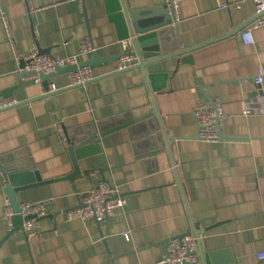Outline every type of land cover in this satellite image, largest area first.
<instances>
[{"label":"crops","instance_id":"crops-1","mask_svg":"<svg viewBox=\"0 0 264 264\" xmlns=\"http://www.w3.org/2000/svg\"><path fill=\"white\" fill-rule=\"evenodd\" d=\"M124 1L130 11L152 20L168 11L166 0ZM230 1H242V8L229 12L220 8L221 0H180V20L174 25L181 47L198 49L184 55H192L191 62L178 58L163 90L153 93L141 70L118 73L116 61L109 60L92 66L96 78L83 86L70 87L67 72L55 74L48 85L58 91L48 95L43 81L22 75L30 54H79L85 62L93 58L92 52L80 53L87 40L101 58L124 54L104 0H0V94L16 86L11 99L17 102L0 110V158L12 171L24 165L21 169L37 170L51 182L18 194V199L44 201L46 216L52 214L27 236L23 231L12 234L0 247V264H156L167 253L166 241L195 231L196 223L210 251H230L232 258L220 259L221 264H261L264 83L256 85L254 78L264 67V26L254 30V43L245 44L244 31L261 15L252 0ZM206 103L221 104L220 129L229 139L199 138L194 110ZM154 107L168 138H174L177 158H160L156 171L145 162L149 155L135 154L125 131L104 137L100 150L80 161L82 168L109 169L106 177L128 205L100 228L95 221H67L65 211L77 206L78 198L70 181L55 180L73 171L69 153L40 162L34 156L64 143L61 129L65 134L104 119L112 128ZM175 128L181 138H175ZM92 175L91 181L76 182L81 196L101 181L97 172ZM4 185L0 171V189ZM7 198L0 193V244L14 228L4 217ZM124 232H130V241L122 239Z\"/></svg>","mask_w":264,"mask_h":264},{"label":"water","instance_id":"water-1","mask_svg":"<svg viewBox=\"0 0 264 264\" xmlns=\"http://www.w3.org/2000/svg\"><path fill=\"white\" fill-rule=\"evenodd\" d=\"M104 2L108 18L110 22L115 25L118 41L122 43L124 41L131 40L132 49L129 53L137 55L139 59V64L136 67H133L130 70L120 72L118 71V73L141 70L146 83L149 85L153 93L159 92L166 88L167 81L170 78V68L176 66L178 58H181L180 61L182 63L191 62L193 56L184 55L197 50L198 47L189 49H183L181 47L177 27L173 24L174 20L167 5L168 11L165 12V17L152 20L140 11H130L127 8L124 0H104ZM244 28L245 26L240 27L233 33L240 32ZM91 47L93 50V58L82 62L83 66L92 67L109 60L117 61L123 56L122 54L111 56L112 58H101L95 51L94 46L91 45ZM48 54V51H43L40 53V55ZM25 66V63L23 62L22 67L24 71L26 68ZM75 69V66H66L64 68H57L55 72L49 75L42 74L41 78L44 86L46 87L47 94H51L49 90L50 85H48V82L52 76L61 72L69 73ZM22 75L26 77L28 76V73L24 72ZM15 89L16 86L9 88L7 91L0 94V97H3L4 100L11 99L12 90ZM219 128H221L220 125ZM120 131L126 132L129 140L131 141L135 154L149 155L148 158L145 159V162L147 165H152V169H155L156 171L160 169V158H162V161L169 160L171 162L174 156L177 158V147L173 143L174 138H168L160 115L155 107L136 118L129 117L124 122H121L112 128H107L104 125L102 126L98 122V125L95 123H90L82 127L75 128L72 131H68L65 133L64 143L62 142L54 148L40 152L34 156L36 162H40L47 158L54 157L55 155L62 154L66 151L69 153L74 169L70 174L55 180V182L70 181L73 185L74 192L77 195L78 205L66 210L65 212L84 206L80 192L76 185L78 180L87 179L91 181L93 177L92 174L96 172L101 177V181L108 180L106 177V172L110 171L109 169L103 167L83 169L80 161L90 158L95 153V150H100V144L104 137ZM219 131L220 140L229 139L224 138L221 129H219ZM23 166L24 165H21L19 167V171H12L11 166L4 165V162L0 158V171L3 174L5 181V185L2 189H0V193L7 195L15 213L12 219L14 228L8 234V236L2 240L0 247L16 231H23L27 236L28 233L24 226L25 221L36 218L35 215L28 217H24L22 215L18 194L32 188L51 183L44 181L39 171L21 169ZM46 217H52V214L39 218V221ZM103 221L104 220L99 221L95 219V222L99 228ZM195 228V231L191 230L176 237L178 239H182L186 235L193 234L197 238L198 253L200 255L202 264H221L219 262L220 259H227L229 257L230 259L232 258L229 250L210 251L207 241L201 240L202 230L200 224L196 223ZM212 228L213 226H210L204 230L210 231ZM99 232L100 237L104 239L101 229ZM169 242L170 240L168 239L166 243L169 244ZM104 243L106 245L107 252L111 254L106 239H104Z\"/></svg>","mask_w":264,"mask_h":264},{"label":"built area","instance_id":"built-area-1","mask_svg":"<svg viewBox=\"0 0 264 264\" xmlns=\"http://www.w3.org/2000/svg\"><path fill=\"white\" fill-rule=\"evenodd\" d=\"M169 7L170 14L173 17V24H176L180 20L179 16V4L180 0H166ZM256 12L261 17L256 20L252 25L246 29L242 35V40L245 44L254 43V30L264 26V0H252ZM242 1H230L221 0L220 8L233 12L242 8ZM2 22L6 30L10 33L9 20L5 15L1 17ZM13 51L18 58L16 47L12 42ZM125 50L123 56L116 61V71H125L136 67L139 64L137 55L129 53L132 49L131 40L122 42ZM90 42L87 40L84 42L81 54L92 52ZM28 64L25 68L26 73L30 76L35 83H42L41 75H49L57 70V68H64L66 66H75L74 71L69 72L70 87L83 86L94 80L93 69L89 66H83L80 60L79 54L62 57L58 54L40 55L38 53H32L28 56ZM17 77V75H16ZM256 85H262L264 83V67L259 66L258 76L254 78ZM50 92L58 91L54 84L49 86ZM17 104L13 99H7L0 101V110L15 106ZM194 115L197 119V123L200 127L199 138L205 142H217L220 140L219 125L223 116V109L220 103H206L198 106L194 110ZM109 119L100 120L99 123L106 126ZM63 133L64 141L65 134ZM175 138H181L182 134L177 128L174 129ZM83 207H77L69 210L65 213V219L67 221L82 220L84 222H93L95 219L102 221L107 218H111L118 211H124L128 205V199L120 192V189L112 180L100 181L96 186L90 188L87 193L81 196ZM21 213L24 217L36 216L25 221V230H30L39 227V218H42L48 214L46 202L38 201H24L20 203ZM14 209L11 205L9 198L6 199L4 204V217L8 223L12 226V219L14 217ZM130 232H124L122 239L125 242L130 241ZM167 253L163 255L160 261L156 264H198L201 263V258L198 253L197 238L193 234L186 235L182 239H178L176 236L169 238ZM258 259L261 264H264V251L258 253Z\"/></svg>","mask_w":264,"mask_h":264}]
</instances>
